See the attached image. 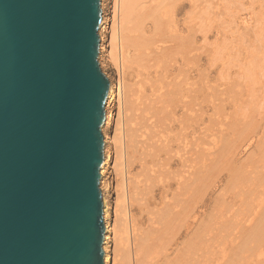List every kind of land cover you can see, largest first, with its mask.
<instances>
[{"label": "bare ground", "instance_id": "obj_1", "mask_svg": "<svg viewBox=\"0 0 264 264\" xmlns=\"http://www.w3.org/2000/svg\"><path fill=\"white\" fill-rule=\"evenodd\" d=\"M235 1L221 0L224 17L229 16L228 23L225 18L221 22L222 31H238L242 43L250 30L264 44V0H248L239 22L235 14L243 3L237 7ZM200 2L100 0L98 62L109 81L100 127L104 264H264V153L243 163L244 171L232 165L228 182L234 183L230 190L236 201L214 207L205 226L199 221L200 183L215 162L236 151L228 133L213 142L217 146L206 150L204 159L201 155ZM210 13L213 17L215 11ZM103 56L114 74L105 71ZM249 56L247 69L238 71L230 86L251 81V98L243 110L257 113L264 84L253 86L256 76L264 79V64L253 53ZM249 122L242 138L259 133ZM232 123V130L239 127L236 117ZM262 133L258 145L264 141V129Z\"/></svg>", "mask_w": 264, "mask_h": 264}, {"label": "water", "instance_id": "obj_2", "mask_svg": "<svg viewBox=\"0 0 264 264\" xmlns=\"http://www.w3.org/2000/svg\"><path fill=\"white\" fill-rule=\"evenodd\" d=\"M100 0H0V264H104Z\"/></svg>", "mask_w": 264, "mask_h": 264}, {"label": "rangeland", "instance_id": "obj_3", "mask_svg": "<svg viewBox=\"0 0 264 264\" xmlns=\"http://www.w3.org/2000/svg\"><path fill=\"white\" fill-rule=\"evenodd\" d=\"M105 2L108 3V1ZM235 2L236 5H238L240 2L243 3L242 5L240 4L243 9L235 14V20L237 22L241 19L240 17L244 15V7L248 5V0H236ZM235 2H232V4L229 3L231 8L233 5L231 11L235 10ZM222 3L223 2H221V0H202V2L199 4L201 5L200 9L203 13L202 15L204 16H202L201 21L204 22H201L203 23V26L200 25L202 30L200 33H198L199 61L197 68L199 75L197 76H199L200 85L198 99V134L200 147L203 150L201 152L202 159L206 157L204 154L206 150L211 149L212 151L217 146V144L214 145L213 142L221 140L222 136L228 133H230L232 137L230 140L234 141L231 144H233L235 148L232 149H235L236 151L232 155L229 154L223 158L224 161L219 160L217 163L215 162L214 166L212 165L213 168H211L209 171L210 173L208 172L209 177L207 180L202 181V183L199 185L197 192V208L198 211H200L198 212L200 214L199 221L202 222L201 225L203 226L207 224L210 214L214 213V207H221V204L227 205L228 203L231 205L232 202L236 201L234 199V194H232V190H230L234 183L232 184L231 182H228L230 179L228 178L230 174L229 171L234 169V167L236 169L238 164L241 165L240 169L238 168L239 170L237 171L239 172L242 170V164L245 163L250 157H259L261 153H264V141L260 142L258 145L260 139L263 136L262 132L264 129V94L259 95L256 100L258 105L261 106V108L258 109L259 112L255 113L256 111H253L249 113L243 109H245L244 107L246 104H248L251 98V96H248L250 89L249 82L251 81H245L239 83L236 86H230L231 81L237 79V72H243L247 69V58L250 57L249 55H251V53H253L255 60H262L261 62L264 64V44H260L250 30H248L247 36H245V40L242 43L237 39L239 38L238 31H235L236 33L229 31L226 33L223 32L221 29V22L223 18H225L224 20H226L228 23L229 16L226 15L227 17H224L225 13L223 12L224 9ZM208 7H210V10L207 9ZM209 11H215V14H218H213L212 17V13ZM207 16L209 17L206 19ZM204 25L206 27H204ZM229 28L234 31V28H236V23H232ZM239 31L241 32L246 30L240 27ZM108 63L107 57L103 56V67L105 71L114 74V68ZM254 71L255 69L253 70V74ZM103 73L105 74V72ZM255 79L256 81L253 87L256 89L260 87L261 84H264V79L258 78L257 76ZM234 117L237 118L239 127L235 130H232V121ZM247 119L255 124L254 129L257 128L256 131H259V133L257 135H255V133H251L248 135V137L246 136L245 138H242L241 136L244 132L241 131H245V127H247L245 121L249 122ZM257 121L260 123V125H257ZM249 123L251 124V122ZM240 127L241 129H239ZM262 140H264V137ZM247 141L250 142V145L249 147L245 148L244 146L248 144ZM244 148L245 151H243ZM212 157H214V155ZM228 160L231 162H229L230 166L227 167ZM206 162H209L208 158L206 159ZM232 165H234V167H232ZM244 168L245 167H243V171ZM235 171H231V174H234ZM106 176L108 177V180L112 182V174L110 173L109 168L107 170ZM205 182L207 185H204ZM200 186L203 187L201 188ZM198 194H200V196H198ZM214 226H212V232L215 234L214 230L216 226L215 228Z\"/></svg>", "mask_w": 264, "mask_h": 264}]
</instances>
